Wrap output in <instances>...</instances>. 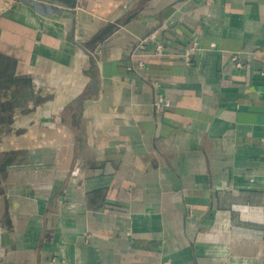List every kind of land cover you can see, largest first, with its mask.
I'll return each mask as SVG.
<instances>
[{"label": "crops", "instance_id": "obj_1", "mask_svg": "<svg viewBox=\"0 0 264 264\" xmlns=\"http://www.w3.org/2000/svg\"><path fill=\"white\" fill-rule=\"evenodd\" d=\"M0 264H264V0H0Z\"/></svg>", "mask_w": 264, "mask_h": 264}]
</instances>
